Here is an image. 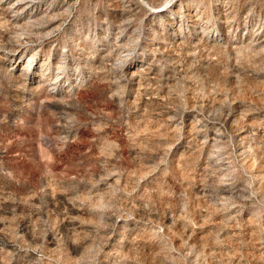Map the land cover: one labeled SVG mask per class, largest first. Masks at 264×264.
I'll list each match as a JSON object with an SVG mask.
<instances>
[{"label": "rangeland", "instance_id": "rangeland-1", "mask_svg": "<svg viewBox=\"0 0 264 264\" xmlns=\"http://www.w3.org/2000/svg\"><path fill=\"white\" fill-rule=\"evenodd\" d=\"M5 1L0 264H264V0Z\"/></svg>", "mask_w": 264, "mask_h": 264}, {"label": "bare ground", "instance_id": "bare-ground-1", "mask_svg": "<svg viewBox=\"0 0 264 264\" xmlns=\"http://www.w3.org/2000/svg\"><path fill=\"white\" fill-rule=\"evenodd\" d=\"M1 2H6L5 0H1ZM19 2V1H18ZM4 4H6V3H4ZM12 4V3H11ZM10 5V4H9ZM27 7V6H26ZM25 7V8H26ZM10 9H12L13 11H17V10H19L20 8L18 7V5H16V7H14V8H12L11 7V5H10V7H9ZM24 10V9H23ZM16 50V49H15ZM27 66L29 67V64H27ZM26 69H24V71H25Z\"/></svg>", "mask_w": 264, "mask_h": 264}]
</instances>
